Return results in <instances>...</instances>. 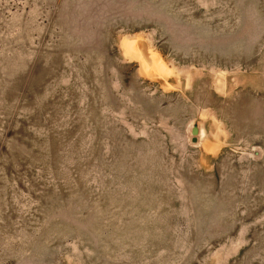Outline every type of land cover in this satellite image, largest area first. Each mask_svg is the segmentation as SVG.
I'll return each mask as SVG.
<instances>
[{
    "label": "rangeland",
    "instance_id": "obj_1",
    "mask_svg": "<svg viewBox=\"0 0 264 264\" xmlns=\"http://www.w3.org/2000/svg\"><path fill=\"white\" fill-rule=\"evenodd\" d=\"M0 264H264V0H0Z\"/></svg>",
    "mask_w": 264,
    "mask_h": 264
},
{
    "label": "water",
    "instance_id": "obj_2",
    "mask_svg": "<svg viewBox=\"0 0 264 264\" xmlns=\"http://www.w3.org/2000/svg\"><path fill=\"white\" fill-rule=\"evenodd\" d=\"M192 134H193L194 136L197 135V129H196V128L193 129ZM194 142H195V140H194Z\"/></svg>",
    "mask_w": 264,
    "mask_h": 264
}]
</instances>
